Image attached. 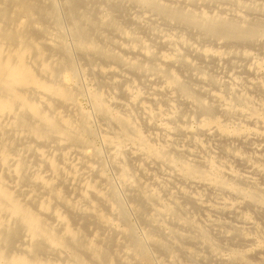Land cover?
<instances>
[{
  "label": "bare ground",
  "instance_id": "obj_1",
  "mask_svg": "<svg viewBox=\"0 0 264 264\" xmlns=\"http://www.w3.org/2000/svg\"><path fill=\"white\" fill-rule=\"evenodd\" d=\"M258 218L264 0H0V264H264Z\"/></svg>",
  "mask_w": 264,
  "mask_h": 264
},
{
  "label": "rangeland",
  "instance_id": "obj_2",
  "mask_svg": "<svg viewBox=\"0 0 264 264\" xmlns=\"http://www.w3.org/2000/svg\"><path fill=\"white\" fill-rule=\"evenodd\" d=\"M59 3V2H58ZM59 6H60V3L58 4ZM61 7V6H60ZM68 41H69V43L72 41V37H71V35L70 36H68ZM74 52V51H73ZM77 56L76 58L78 59L79 58V56H78V54L77 53H75L74 52V56ZM75 58V59H76ZM79 60H81L80 58L78 59V60H76L78 63H79V65H80V63L82 62H80ZM211 68H213L212 70L211 69H209V72L210 73H212V74H222L223 72H226L227 70H230V68H227V67H230V65L229 64H227V63H223L222 65H221V67H214L213 65L212 66H210ZM225 67V68H224ZM223 68V69H222ZM226 68H227V70H226ZM215 70V71H214ZM217 70V71H216ZM223 71V72H221V71ZM215 72V73H214ZM220 72V73H219ZM85 85V84H84ZM88 99L89 98H83V99H81L80 101H81V109H83L84 111H88L89 113H93V111H92V104H91V101H88ZM90 103V104H89ZM92 108V109H91ZM87 109V110H86ZM96 120H95V119ZM95 120V121H94ZM98 120V121H97ZM95 122V123H94ZM99 122V123H98ZM93 124H94V127H95V129H96V131H98V133L99 134H101L102 133V125H101V121L99 120V118H96V116L95 117H93ZM100 124V125H99ZM99 127H98V126ZM194 125V127H195V124H193ZM102 144H101V143ZM104 144H103V142L101 141V140H99L98 141V146L102 149V151H103V156H105L104 157V159H105V161L107 162V164H108V170H109V174H110V176L112 177V178H114V173H115V171H114V168L112 167V165L110 164V162H109V159H108V154L106 155V152L108 153V151H107V148H106V146H103ZM117 187H118V184H117ZM119 188V187H118ZM122 197H123V200L126 202V204L128 205L130 202H129V198L127 197V196H124L125 194L122 192ZM134 212H130L129 211V214L131 215L129 218H130V221L132 222V224H134V226H135V228H136V232L139 234V235H141L142 236V234H143V231H144V228H146L145 227V225H144V223L141 221V219L139 218V216H137L135 213L133 214ZM257 218V217H256ZM257 221L261 224V227H263V229H264V224L262 223V222H260L261 220H259V218L257 219ZM170 222L171 221H169V225L171 226V224H170ZM263 225V226H262ZM79 226V225H78ZM173 226V225H172ZM258 236H259V234H258ZM264 236V235H263ZM259 238H261L262 239V246L264 247V238L263 237H261V236H259ZM260 239V240H261ZM168 243H169V240H166ZM255 247H257V245H255ZM151 248V252H153L152 254H154V255H156V254H158L159 252L157 251V250H153L154 248L153 247H150ZM157 251V252H156ZM205 251H207L206 249H202V253H203V255H205V256H208V252L206 253ZM206 253V254H205ZM179 255H181V253L179 252L178 253ZM162 256V258L163 259H165V260H167L165 257H167L166 255L167 254H161ZM180 258H182V259H180ZM180 258H179V260L180 261H184L185 259L182 257V256H180ZM252 258V259H251ZM250 259L251 260H253L254 259V257L252 256ZM207 259V260H206ZM205 262V263H204ZM198 264H208V258H205L204 260H201L200 262H199V260H198Z\"/></svg>",
  "mask_w": 264,
  "mask_h": 264
}]
</instances>
